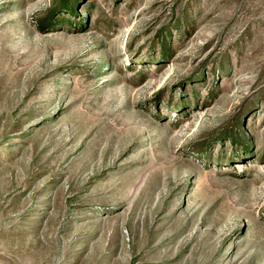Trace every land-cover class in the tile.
I'll use <instances>...</instances> for the list:
<instances>
[{
    "label": "rangeland",
    "instance_id": "obj_1",
    "mask_svg": "<svg viewBox=\"0 0 264 264\" xmlns=\"http://www.w3.org/2000/svg\"><path fill=\"white\" fill-rule=\"evenodd\" d=\"M0 264H264V0H0Z\"/></svg>",
    "mask_w": 264,
    "mask_h": 264
}]
</instances>
